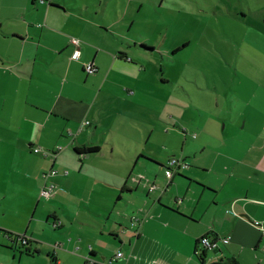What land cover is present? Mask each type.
I'll use <instances>...</instances> for the list:
<instances>
[{
  "label": "crops",
  "instance_id": "crops-1",
  "mask_svg": "<svg viewBox=\"0 0 264 264\" xmlns=\"http://www.w3.org/2000/svg\"><path fill=\"white\" fill-rule=\"evenodd\" d=\"M44 1L62 5L65 0ZM133 1H107L115 3L111 14L105 6L94 12L101 21L80 13L81 17L74 20L83 29L75 33L78 25L70 22L65 5L44 7L34 0L30 7L37 17L32 22L34 29L13 35L22 41L19 45H10L9 36L16 29L0 31V40L6 42L0 49V98L4 100L0 106V164H10L14 173L0 174V264H7L11 258L12 264H22L23 254L30 258V264H41L43 256L50 258V264H107L119 252L124 256L112 264H211L229 257H236L241 264H264V167L255 177L215 174L212 180L210 174L206 179L199 176L203 174H173L171 180L166 174L45 177L64 153V146L57 142L66 132L71 136L67 146H98L101 151L97 136L102 128L101 132H113L112 126L117 129L122 120L127 129L123 105H109H114L109 109L116 124L107 128L104 108L97 110L96 102L99 97L105 102L122 99L125 94L121 90L120 97L117 90L122 80L113 75L114 68L120 70L125 63L139 65L136 62L143 61L141 56L146 54L145 43H136L132 49L126 46V36L143 8L142 0H137L136 13ZM117 3L123 4L122 11ZM99 4L103 6V1ZM4 15L1 3L0 17ZM58 18L65 26L63 31L53 27ZM2 24L0 21V30ZM90 26H96L91 31L93 45L81 43L76 60L78 47L70 38L85 40ZM137 48L141 53L135 54ZM88 64L96 67L92 75L86 70ZM143 93L140 91V96ZM8 98L11 102L6 106ZM136 99L133 96L125 103L133 106ZM19 137L26 140L24 145L37 142L47 147V154L27 160L24 150L13 142ZM143 154L138 151L136 157ZM26 169L32 174H24ZM17 175L20 182L26 179L34 185L33 201L24 210L12 200L6 202L8 194H22L21 183L15 182ZM231 176L237 179L232 186ZM52 177L57 189L55 185L49 197L41 196L39 190L43 184L52 183ZM42 199L52 204H42ZM81 203L85 207L78 206ZM52 224L63 229L51 234ZM74 232L79 234L74 236ZM23 236L26 246L21 244ZM205 237L212 243L210 247L203 243Z\"/></svg>",
  "mask_w": 264,
  "mask_h": 264
},
{
  "label": "rangeland",
  "instance_id": "rangeland-1",
  "mask_svg": "<svg viewBox=\"0 0 264 264\" xmlns=\"http://www.w3.org/2000/svg\"><path fill=\"white\" fill-rule=\"evenodd\" d=\"M32 1L0 0V4L5 6V15L0 17L3 23L0 31L16 29L9 36L12 43L7 42L13 45L11 48L22 42L13 36L17 31L28 33L34 29L32 22L37 17L30 9ZM35 1L43 3L44 7L51 4L64 8L65 5L70 22L76 26L78 23L75 20L81 17L80 13H84L86 18L95 17L92 21H101L94 14L95 9L105 6L111 14L115 5L108 4L109 0H102L103 6L99 0H65L62 5ZM142 2L141 16L137 18L130 35L126 36V46L132 49L136 43H145L154 49L148 48L146 54L143 53V61L136 62L139 65L135 62L121 64V71L117 66L114 68L113 75H119L122 80L120 89H117L120 91L118 95L122 97V90L125 98L105 102L104 98L99 97L96 102L97 110L104 108L107 128L116 124L113 120L115 115L110 110L114 105H109L114 102L118 108L124 106L127 129L122 120L117 129L112 126L113 132H101L102 128L97 136L101 151L89 153L86 157L78 154L74 146H67L71 136L66 132L65 138L57 142L64 146V153L55 166L49 167L44 174H143L145 177L148 174L150 177L165 174L163 165H169L173 157L181 161L180 167L170 164L173 174H203L199 175L203 179L210 174L209 180L216 178L215 174H254V177L261 174L264 167V0ZM131 4L138 13L137 0ZM117 7L122 11L123 4L117 3ZM88 12L94 16H88ZM42 25H45L44 20ZM53 27L63 31L65 26L58 18ZM95 27H88L85 40L71 36L72 42L78 41L73 43L78 47L76 60L80 56L81 43L93 45L91 31ZM81 29L78 25L75 33ZM45 32L51 31L45 29ZM1 43L6 42L0 40V49H3ZM137 49L134 50L135 54L141 53ZM128 66L132 67L126 71ZM140 91L144 92L141 96ZM133 96L137 98L133 106L125 103ZM10 102L8 98L5 105L9 106ZM3 103L4 100L0 98V106ZM25 141L19 137L13 142L24 150L27 160L45 156L47 147L37 142L24 145ZM138 151L144 154L138 157L136 163ZM51 159L55 161L53 157ZM9 167L10 164H0V174H14ZM24 174L32 173L26 169ZM18 176L15 182L17 185L21 183L22 194H8L6 202L12 200L13 204L20 205L24 210L33 201L35 190L32 182L26 183V179L20 182ZM54 177L47 186L42 182L40 193L55 185L57 189V184H53ZM180 178L177 181H181ZM236 180L235 176H231L229 185L232 186ZM2 189L7 190L5 187ZM45 203L52 204L42 199V204ZM78 206L85 207L84 203ZM62 229L54 230L52 224L49 231L53 234ZM77 234L73 233L74 236ZM11 259L7 264L14 263ZM47 259V256H43L40 263L50 264V258ZM22 260V264H30V258L24 254Z\"/></svg>",
  "mask_w": 264,
  "mask_h": 264
},
{
  "label": "built area",
  "instance_id": "built-area-1",
  "mask_svg": "<svg viewBox=\"0 0 264 264\" xmlns=\"http://www.w3.org/2000/svg\"><path fill=\"white\" fill-rule=\"evenodd\" d=\"M74 43H78V41L77 40H75L74 41ZM80 55V51L78 52V56ZM86 70L89 72V73H94L95 71H96V67L95 66H93V64H88L87 66H86ZM36 151H38V149H36ZM45 154H47V152H45ZM170 164H178V166L180 167L181 166V161H179L178 159H176V158H171L170 159V162H169V166H170ZM173 169H168V170H165V174H166V176L169 178V180H171L172 179V177H173ZM48 176V174H45V177H47ZM51 189H52V191H51ZM52 192H53V186L51 187V188H49L48 190L45 188V189H43L42 191H41V196H44V197H49L51 194H52ZM262 228H263V226H261ZM23 239H24V241H22V242H25V238H24V236L22 237ZM202 241H203V243H205V245L207 246V247H210L211 245H212V243L209 241V239L208 238H203L202 239ZM224 241L225 242H228L229 241V238H225L224 239ZM26 243V242H25ZM124 256V253L123 252H119V253H117V257L118 258H121V257H123ZM107 264H112L111 262L110 263H107Z\"/></svg>",
  "mask_w": 264,
  "mask_h": 264
},
{
  "label": "trees",
  "instance_id": "trees-1",
  "mask_svg": "<svg viewBox=\"0 0 264 264\" xmlns=\"http://www.w3.org/2000/svg\"><path fill=\"white\" fill-rule=\"evenodd\" d=\"M144 48H145V50H148V48H153L154 49V47H147L146 45H142ZM75 151L77 152V153H80V154H89V153H95V152H99L100 151V147H98V146H91V147H85V148H83V149H80V148H75ZM137 157H136V161H137ZM169 162H170V160H169ZM161 166H162V164H161ZM164 166V165H163ZM165 167V170H168V169H170L171 167L169 166V165H166V166H164ZM172 169V168H171ZM60 227V226H59ZM54 229H57L58 227L57 226H55V227H53ZM22 244V246H26V244L27 243H25V242H22L21 243ZM29 244V243H28ZM51 257H52V261H54L56 258L53 256V255H51ZM118 257H117V255H116V257L115 258H113V260L111 261V262H113L114 260H116ZM211 264H241L240 263V261L236 258V257H229V258H226V259H224V260H221V261H216V262H213V263H211Z\"/></svg>",
  "mask_w": 264,
  "mask_h": 264
}]
</instances>
